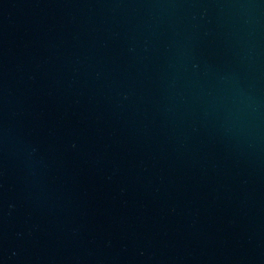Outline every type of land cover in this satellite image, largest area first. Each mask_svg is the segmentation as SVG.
Listing matches in <instances>:
<instances>
[{
  "label": "water",
  "instance_id": "obj_1",
  "mask_svg": "<svg viewBox=\"0 0 264 264\" xmlns=\"http://www.w3.org/2000/svg\"><path fill=\"white\" fill-rule=\"evenodd\" d=\"M0 264H264V0H0Z\"/></svg>",
  "mask_w": 264,
  "mask_h": 264
}]
</instances>
